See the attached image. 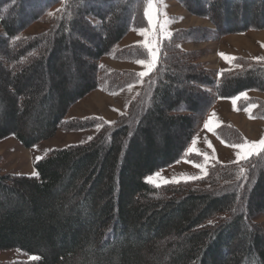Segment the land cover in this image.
<instances>
[{
	"label": "trees",
	"instance_id": "16d2710c",
	"mask_svg": "<svg viewBox=\"0 0 264 264\" xmlns=\"http://www.w3.org/2000/svg\"><path fill=\"white\" fill-rule=\"evenodd\" d=\"M173 1L212 29L160 39L158 62L140 77L102 73L98 62L147 59L141 45L114 50L128 32L147 27V0H0V141L13 137L31 148L60 128H97L86 143L35 161L34 176L0 174V251L29 258L0 264H264V228L256 222L264 216V152L237 163L212 161L195 180L144 181L183 158L203 161L185 152L216 100L264 93V61L237 57L234 68L217 72L198 51L180 48L264 30V0ZM56 6L44 31L19 37ZM40 74L43 87L29 86ZM102 80L108 94L140 83L126 112L112 122L66 119ZM250 104L251 117L264 119L258 98L239 99L236 109ZM43 109L48 117L29 123ZM176 130L183 134L173 144ZM214 135L228 146L245 142L230 124Z\"/></svg>",
	"mask_w": 264,
	"mask_h": 264
},
{
	"label": "rangeland",
	"instance_id": "374dc122",
	"mask_svg": "<svg viewBox=\"0 0 264 264\" xmlns=\"http://www.w3.org/2000/svg\"><path fill=\"white\" fill-rule=\"evenodd\" d=\"M171 1H173V0H171ZM155 6L158 9L160 15H162L160 10H159V8L162 7L161 1L156 0ZM173 6L174 7L169 9L170 10V12H169L170 17L165 16L163 18L164 20L159 22V25H155V17H154L153 23L155 25V32H153L151 29L149 31L150 37L152 38V40L157 38L158 31H160V25H166V30H169L170 28H174V27H176V29L185 28V26L188 25L189 23L190 24H204L205 26L201 27V28L212 29V25L208 21H205V22H202L201 20H190L189 21V19H191V17L196 18V19H202V20H203V18L196 17V16L189 14L185 9H183L180 6L179 7L183 11H185L188 16H185L186 17L185 20H180L179 22L176 21L175 19L177 17L175 18V15H178L180 8L175 6V4H173ZM56 9H57V6L52 8L50 11H48L39 21L35 22L28 29H26L23 33H21L19 35V37L25 38V37H28V36H31V35H34V34H37V33L44 31L48 27L50 18L52 16V15H49V13L53 14V12ZM232 10H234V9L232 8L231 10H229V12H231ZM237 15L242 16V17L250 16L249 13H244V12L241 14H238V12H237ZM242 17H239L237 19V22L240 21V19ZM165 19L167 21H165ZM242 20H243V18H242ZM147 23H148V20H147ZM148 26H149V24H148ZM0 34H1V29H0ZM193 47L195 49H197V51L199 52V61L201 60L200 62L203 63L207 69L214 70L217 72L230 70V69L235 67L234 59L237 57H241V58H245V59H252V60H256V61L257 60H259V61L264 60V30H262V31L249 30V31L244 32L242 34L227 35V36L222 37L218 40L209 41L208 43L207 42H201L199 44H196ZM66 54L67 53H65L64 51H60L61 62H63L65 65H68L67 63H69V59H68V56ZM221 54H223L226 57L234 58V59H229L226 62V60L224 58H222ZM150 60H151V58H150ZM67 70L68 69H66V71L65 70H63V71H64V73L67 72L66 74L69 75ZM70 78H74V76L70 77ZM43 83H44V77H43V74H40V76L35 78L30 83L29 86H33V85L39 86V84H41L43 87V85H44ZM72 83L73 82L71 79L70 84H72ZM76 83H77V81H76ZM103 83H104V80L101 81V85H103ZM101 88L103 89V87H101ZM93 92H91L89 94L91 95V98H92L91 101L93 102L94 107L91 106L90 98H89V100H85V101L82 99V100H80L81 102L79 101L76 104H79V107H83V105H85L86 102L89 101V103L86 104L83 108L84 109L94 108V109H96V112H98V114L108 113L109 112L108 107L116 105V102H109V99L105 95H102L100 93L94 94ZM102 92H104L106 94L105 89H104V91L102 90ZM242 94H245L241 98L243 100H246L249 98H258V99L264 101V93L249 91V92H244ZM239 96H241V95H239ZM84 98H86V97H84ZM76 104L73 105L69 109L68 114L66 115V119H73L70 117L77 114V111H75ZM252 105H254V104H250L249 107H251V109L253 110L254 107H252ZM221 110H222L221 112L224 114L225 117L228 118V120H230L232 118L233 121H235L234 123L237 125H244L248 120L247 114L245 116L244 115L240 116V114H237L238 116L226 115L227 106L221 107ZM88 111H90V110H88ZM237 112H240V111H237ZM251 113H252V111H251ZM251 113L249 115V117L251 119L264 120V119L252 118ZM39 117L41 119H46L48 117L47 111L43 109L42 113L36 112L35 116L33 118L29 119V123L35 122ZM98 118H101V117H98ZM101 119L104 120L103 118H101ZM104 121L108 122L107 120H104ZM29 123L26 124L25 130L30 129ZM212 124L214 126L217 123L212 122ZM261 126L263 127L262 129H264V123H258L254 126V134L260 133ZM88 130H96V132H97V128L86 129V130H81V131H66V130H64V128H60L55 132V134L51 138H49L45 141H42V142L36 144L35 146H33L31 148L23 147L13 137H7V138L0 141V174H2V175L34 176L35 172L32 168V165L35 161L45 157L46 154L51 150L61 149V148H64V147H67L70 145H78V144L86 143L88 140L87 139L88 134L86 133V134L82 135L79 133L85 132ZM206 130L208 131L207 128H205L204 131H206ZM76 133H78V134H76ZM182 134H183L182 130L181 131L176 130V132L172 134V137L174 138L173 144L174 143L176 144L177 140L182 136ZM212 137H215V136H212ZM212 142L214 143L213 140H212ZM219 143H220V145H222L221 142H219ZM209 145L213 146L212 143H210ZM209 145H207V143L206 144H200L197 142L195 145H193L191 143L190 146L186 149V153H189L188 150L190 148L194 147L196 149V151H198L200 153V155L205 156L209 159L218 160L219 158H218V153H216V149L212 150V148L209 147ZM192 153L196 154V152H192ZM219 153H221V152L219 151ZM183 159L186 160V158H183ZM186 161H187V163L179 164L175 168H172V169L168 168L165 170L163 169V170L156 171L154 174L147 176L144 179V181L148 184H151L154 186H159V185H164V184L178 183V182H174V181L185 182V181L199 179L205 175L206 167L212 162V161L206 160V159H203V161L201 163H196L194 160L193 161L192 160L191 161L186 160ZM194 163L201 165L203 170L201 167L197 168V167L193 166ZM256 222L259 223L264 228V216H259L256 219ZM240 232L244 234L243 230H240ZM246 243L247 242H242V245L245 246ZM28 259L29 258L25 254H23L22 252H20L18 250L0 251V263L13 262V261H19V260H28Z\"/></svg>",
	"mask_w": 264,
	"mask_h": 264
},
{
	"label": "crops",
	"instance_id": "0c3cea01",
	"mask_svg": "<svg viewBox=\"0 0 264 264\" xmlns=\"http://www.w3.org/2000/svg\"><path fill=\"white\" fill-rule=\"evenodd\" d=\"M160 1L162 3V7H160L159 10H160L162 15H159V22L163 21L164 20L163 18L165 16L170 17V14H169L170 10L169 9L174 7L173 4H175V6H177V7H179V5L176 4V2L171 1V0H160ZM185 16H188L187 13L180 8L178 15H175V18L177 17L175 20L178 22L180 20H185V18H186ZM166 19H165V21H167ZM190 20H201L202 22L206 21L205 19L202 20V19H196L193 17H191V19H189V21ZM204 26H205L204 24H190L189 23L188 25L185 26V28H180V29H188V28H193V27H204ZM148 28H149V26L147 24V27L143 28V29H148ZM180 29L179 28L176 29V27H174V28H170L169 30H167V32L172 33L174 31L180 30ZM137 30H139V29L131 30L130 32H128V34L120 42H118L116 44V46L114 47V50H120V49L129 47V46H134V45L143 46L146 40H150L154 43L160 37V31H158L157 38L152 40L149 32H148V36H141L138 34ZM149 31H150V29H149ZM196 44H199V43H182V44H180V48L183 50H186V51H197V49H195L193 47ZM145 60L151 62L149 56ZM136 61H120V60H114L112 58V56H106V57H102L99 60L98 64H99L100 68L102 69L103 73H108L111 71H131V72H135L139 75L141 72H147V74H148L151 71V70L149 71L148 68H146L144 65L138 64ZM260 61H264V60H260ZM140 77H143V76H140ZM101 87H103V89ZM101 89L104 91V85H101L100 88H98V90L94 91L93 93L94 94L100 93L102 95H105L109 99V102H116L115 106L108 107V111H109L108 113L98 114V112H96V109H94V108L84 109L83 107L89 103V101H88V102H86L85 105H83V107H79V104H76L75 111H77V114L70 117V118L82 119V118L96 117L97 116V117L103 118L104 120H107L108 122H112L119 115L126 112L129 103L137 95V93L140 89V83L129 85V86L125 87L124 89H122L121 91L114 93V94H107V93L105 94L104 92H102ZM89 95L86 96V98H83V100L84 101L89 100V98H90V101H91L92 98H91V95L90 96ZM233 99H221V100L218 99L215 102L214 106L208 111V113H207V115L203 121L202 127L200 128V130L195 134V136L192 139V141L194 139H196V141L200 144H206V143H207V145H209L210 143L213 144L214 147L211 145V148H212V150L216 149V153H218L219 159L218 160L209 159V158L206 159L205 156L199 155L206 160L218 162L220 164H231V163H237V162L244 160V159H242V160L240 159L239 161L237 160V152H240L241 156L244 155V152H242L240 149H237L233 146H228V145L224 144L222 141H220L218 138H216V136L214 135V130L216 128H218L219 126L227 125V124L233 125L236 129H238L243 134L245 141H247L249 143L258 142L261 138H264V129H262L263 128L262 126L260 128V133L254 134V126L258 123H264V120L251 119L249 117V115L252 111L251 107L246 108V109H248V111L244 110L241 112H237L236 111L237 110L236 104H237L238 100H236V103L233 104ZM91 106H93L92 101H91ZM224 106H227L226 115L238 116L237 114H240V116H243V115L245 116L247 114V119H248L247 122L244 125H237L234 123L235 121H233L232 118L230 120H228V118L225 117L224 114L221 112L222 111L221 107H224ZM88 110H90V111H88ZM210 119L212 120V122H216L217 124H215L213 126L212 131H209V130L204 131L205 130V127H204L205 122L210 120ZM95 132H96V130H88L85 132H81L79 134L83 135V134L87 133L88 134L87 139L89 140L90 138L93 137ZM76 134H78V133H76ZM212 136H215V137H212ZM212 140L214 141V143L212 142ZM192 141L190 142V144L192 143ZM219 142H221L222 145H220ZM190 144L188 145V147L190 146ZM219 151L221 153H219ZM186 154H195V153H186ZM195 155H197V154H195ZM183 163H187V161L184 159H181L178 162H176L174 165H172L168 168L172 169V168H175L177 165L183 164ZM168 168H166V169H168Z\"/></svg>",
	"mask_w": 264,
	"mask_h": 264
},
{
	"label": "snow or ice",
	"instance_id": "6c2138e0",
	"mask_svg": "<svg viewBox=\"0 0 264 264\" xmlns=\"http://www.w3.org/2000/svg\"><path fill=\"white\" fill-rule=\"evenodd\" d=\"M155 5H156V0H147V6L144 10V15H145V18L148 20L149 28L137 30L138 34L141 36H148L149 29H151L153 32H155V25H159L160 13H159V11ZM49 15H52V13H49ZM154 17H155V25L153 23ZM170 38H171V34L167 32L166 25H160V37L154 43L150 40H146L144 45H143V47L147 50L148 56L151 58V62L146 61L144 59L137 60L136 62L138 64L144 65L146 68H148L149 71L152 70L155 63L158 62L160 39H170ZM221 56H222V58H224L226 60V62L229 59H234V58L226 57L223 54H221ZM146 74H147V72H141L139 75L144 76ZM244 95L245 94H241V96L235 97L233 99V104H235L236 100L241 99L242 96H244ZM252 107H255V105H252ZM245 111H248V109H245ZM204 127L207 128L209 131H212L213 130L212 120L210 119V120L206 121ZM196 143H197V141L194 139L192 141V144L195 145ZM209 147H211V145H209ZM233 147L240 149L242 152H244L243 157L240 155V152H237V160L238 161L240 159H247L249 156L259 155V153L264 152V138H261L258 142H252V143L245 141L243 144L233 145ZM188 151H189V153L196 152L197 155H200V153L198 151H196V149L194 147L190 148ZM206 159H207V157H206ZM193 166L202 168L201 165H198L195 163ZM202 170H203V168H202ZM174 182H179V181H174ZM31 259L36 260V259H39V257H31Z\"/></svg>",
	"mask_w": 264,
	"mask_h": 264
}]
</instances>
